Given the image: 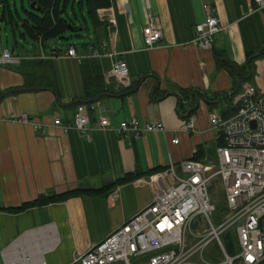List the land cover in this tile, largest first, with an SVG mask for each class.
I'll return each instance as SVG.
<instances>
[{"label":"crops","instance_id":"0c3cea01","mask_svg":"<svg viewBox=\"0 0 264 264\" xmlns=\"http://www.w3.org/2000/svg\"><path fill=\"white\" fill-rule=\"evenodd\" d=\"M110 5L117 25L116 50L123 53L129 86L108 77L109 61L100 60L110 91L98 99L110 120L106 131L98 130V113L90 111V102L82 97L75 61L58 60L61 70L67 68L63 81L57 73L60 68L54 71L57 93L25 89V79L16 66H0V264H71L150 203L152 177L165 171L170 159L176 163L189 159L198 146L210 158L217 141L208 115L220 114L226 103L214 100L209 106L198 101L196 130L189 134L180 130L184 119L179 116V99L182 89L206 97L230 93L235 76L222 62L238 68L236 74L255 89L258 84L264 87V11L249 13L250 0H110ZM204 5L223 27L210 51L191 44L195 26L205 18ZM149 10L163 34L153 49L145 47L142 35ZM103 27L93 29L91 42L108 37ZM5 38L8 43V34ZM53 47L58 46L46 49ZM6 49L11 51L0 34V52ZM14 53L35 57V52L14 49ZM14 88L21 92L3 94ZM77 104L90 118L84 135L63 128L71 122ZM184 105L191 113L195 101L188 99ZM22 115L33 124H44V134L30 121H18ZM55 118L61 127L52 124ZM132 118L139 125L162 124L166 140L160 132L119 137V124ZM174 137L179 140L177 145L170 143ZM126 176L135 178L118 183ZM79 189L105 192L74 194L18 213L7 211L40 195Z\"/></svg>","mask_w":264,"mask_h":264},{"label":"built area","instance_id":"2783aa9c","mask_svg":"<svg viewBox=\"0 0 264 264\" xmlns=\"http://www.w3.org/2000/svg\"><path fill=\"white\" fill-rule=\"evenodd\" d=\"M249 13L264 11V0H250ZM204 20L197 24L191 44L202 51H210L215 36L223 30L208 5L203 6ZM102 24H107L108 37L101 42H87L85 50L79 45L46 49L38 40V53L29 59L9 50L0 52V66L15 67L23 60H72L80 65L84 60L109 61L107 76L124 87L129 86L128 69L123 53L116 50L117 25L111 5L96 11ZM142 27L147 49L158 47L163 34L151 10L146 11ZM89 110L97 112V128L106 131L109 117L99 100L89 103ZM232 114L222 117L216 112L208 115V124L216 132L214 158L189 159L173 162L165 171L152 177V199L131 219L115 228L100 243L90 245L71 264H264V88L243 85L232 96ZM18 121L31 124L25 115ZM197 117L192 114L182 121L181 131L194 133ZM89 116L81 104L75 106L72 120L64 129L74 128L86 134ZM33 124V123H32ZM61 127L59 118L52 123ZM44 134V124H33ZM160 132L166 140L162 124H143L129 119L119 124L116 133L126 138H139L145 133ZM177 137L170 143L177 145ZM168 146V143H167ZM214 181L222 190L226 214L218 225L212 222L215 205L209 193ZM233 229L238 252L230 255L222 237ZM214 249L210 250L211 247ZM220 254V257L217 255Z\"/></svg>","mask_w":264,"mask_h":264},{"label":"trees","instance_id":"16d2710c","mask_svg":"<svg viewBox=\"0 0 264 264\" xmlns=\"http://www.w3.org/2000/svg\"><path fill=\"white\" fill-rule=\"evenodd\" d=\"M29 5L31 3L30 0ZM33 1V0H32ZM36 2L38 10H29L25 12V19H19V24L16 23V27L21 28L23 31L21 36H26L32 43L37 44L38 40L43 45L46 46V43L51 40L60 39L65 32L69 30V25L72 26L74 30H78L82 27V25L86 24V17L82 15V20L78 22L79 28L75 26V24L71 21L68 14L66 13V3L71 0H65L64 5L61 7V0H34ZM74 1V0H73ZM7 3V0H4ZM80 10L82 6H86V12L88 19L90 20L93 28H97L102 25L99 22L96 11L100 8H105L110 5V0H79L77 1ZM7 11L11 16V11L9 10L8 4H6ZM3 19V18H2ZM5 21V19H3ZM13 21V20H12ZM7 23V22H6ZM104 28V27H103ZM80 48L77 49L78 53H81L82 50H85L87 43L79 45ZM15 49V46H14ZM51 61H40V60H23L18 66L14 69L17 70L21 75H23L25 79V83L23 88L28 90H41V89H49L53 93H57V80L55 77V72L50 64ZM222 67H224L230 74L235 76V83L233 89L230 93L219 92L214 97L210 96H202L196 91L191 90H181V100L182 103L179 107V116L180 118L187 119L192 114H194L198 110V101L202 100L206 105L212 104L214 100H221L223 103H226L225 109L220 113L222 117H227L229 114H232L231 109H229L231 98L233 95L239 91L241 85L245 82V80L241 79L227 63H221ZM13 69V68H12ZM238 69V68H237ZM80 77H81V87H82V97L88 102H92L98 100L101 95L109 94L107 85L105 84V78L103 76L104 66L103 62L95 59H87L84 60L79 65ZM237 77V78H236ZM21 92L19 88H14L7 90L3 94L5 95H14L16 93ZM188 99H193L195 101V108H193V112L188 113L189 110H186L184 105V101ZM231 112V113H227ZM220 141H217V145H220ZM197 153L193 157L194 160H201L204 157V153H206L202 146H198ZM134 176H126L118 181V183H126L134 179ZM104 190V189H103ZM103 190H82L79 189L71 190L69 192L55 195L54 193H48L45 195H40L36 200L29 203H24L21 207L17 209H9L7 210L10 213H18L25 211L31 208H37L46 206L51 203L61 202L67 199L74 194H100ZM105 192V190H104ZM2 210V209H1ZM226 235L222 237L224 242V238ZM227 252L230 254L231 248L230 243L225 244Z\"/></svg>","mask_w":264,"mask_h":264},{"label":"rangeland","instance_id":"374dc122","mask_svg":"<svg viewBox=\"0 0 264 264\" xmlns=\"http://www.w3.org/2000/svg\"><path fill=\"white\" fill-rule=\"evenodd\" d=\"M65 0H61V7L64 5ZM79 0H71L70 2L66 3V13L68 14L69 18H71V21L75 24L77 28L78 22L82 20V14L86 17V24L82 25L81 31L78 32H72L67 31L63 34V36L60 39L51 40L47 42V47L51 46H66L68 44L73 45H82L87 42H91L94 40V28L88 19L87 12H86V6H82V11L80 10V7L77 3ZM6 4L9 6V10L11 11V16L9 15ZM24 10L28 11L30 10L29 7V1L28 0H7V3L4 2V0H0V31L3 35V45L8 46V48L11 50L12 47L15 46V49L17 52H27V53H33L35 52V55L38 53V45L32 43L26 36H21V33L23 32L21 28L16 27V23L19 24V19H25V12ZM5 19V21L3 19ZM13 20V21H12ZM7 22V23H6ZM105 28H108L107 24H103ZM8 34V43H6V38ZM15 41V42H14ZM45 46V47H46ZM57 61H51L50 64L52 65V68L55 69L58 67L60 68L57 73L59 75V79L61 81L64 80V75L66 68L61 70V64L58 60ZM72 61V60H71ZM77 64V63H76ZM69 65L73 66L72 63ZM78 65V64H77ZM79 66V65H78ZM64 72V73H62ZM63 74V75H61ZM250 85L249 82H245L241 85ZM261 84L257 85V89H263V86H260ZM263 87V88H259ZM211 158H214V154L211 152ZM211 200L213 204L215 205V212L212 215L211 219L213 224L216 226L219 223L222 222L224 215L226 214V208H225V202H224V196L222 193V190L220 189V185H218V181H214L212 187L209 190ZM226 237L224 238L225 244L230 243L231 252L230 255H234L238 252V246L236 245V239H235V233L233 229H230L226 234ZM214 249L212 246L210 250ZM217 257H220V254L217 255Z\"/></svg>","mask_w":264,"mask_h":264},{"label":"water","instance_id":"95a60500","mask_svg":"<svg viewBox=\"0 0 264 264\" xmlns=\"http://www.w3.org/2000/svg\"><path fill=\"white\" fill-rule=\"evenodd\" d=\"M31 1V3H30V5H29V7H30V9L31 10H38L39 8L37 7V5H36V2L33 0H30ZM69 31H72V32H78V31H81V29L82 28H79L78 30H74L73 28H72V26L71 25H69ZM11 52L13 53L14 52V49H13V47H12V49H11ZM231 68L232 69H234V67L233 66H231ZM235 70V72H237V73H239L238 71H237V69H234ZM109 179V178H108Z\"/></svg>","mask_w":264,"mask_h":264}]
</instances>
